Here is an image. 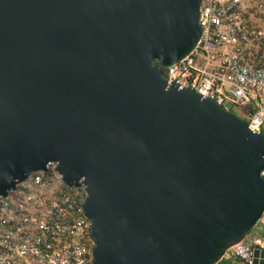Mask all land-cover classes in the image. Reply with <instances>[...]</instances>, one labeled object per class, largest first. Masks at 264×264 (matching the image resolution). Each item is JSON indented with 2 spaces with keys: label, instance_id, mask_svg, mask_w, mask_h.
Listing matches in <instances>:
<instances>
[{
  "label": "water",
  "instance_id": "1",
  "mask_svg": "<svg viewBox=\"0 0 264 264\" xmlns=\"http://www.w3.org/2000/svg\"><path fill=\"white\" fill-rule=\"evenodd\" d=\"M202 1L0 0V198L55 163L92 264H217L264 215V134L162 71Z\"/></svg>",
  "mask_w": 264,
  "mask_h": 264
},
{
  "label": "built area",
  "instance_id": "2",
  "mask_svg": "<svg viewBox=\"0 0 264 264\" xmlns=\"http://www.w3.org/2000/svg\"><path fill=\"white\" fill-rule=\"evenodd\" d=\"M196 47L164 67L169 84L196 90L226 109L243 111L264 134V0H203ZM87 191L68 185L55 163L0 198V264H92ZM264 227V215L259 224ZM264 233L231 246L225 264H255ZM264 263V255L257 257Z\"/></svg>",
  "mask_w": 264,
  "mask_h": 264
},
{
  "label": "crops",
  "instance_id": "3",
  "mask_svg": "<svg viewBox=\"0 0 264 264\" xmlns=\"http://www.w3.org/2000/svg\"><path fill=\"white\" fill-rule=\"evenodd\" d=\"M258 227H256V229H254V231L252 232V235H259V234H263L264 233V227L262 225H257ZM224 262V261H222ZM225 263V262H224Z\"/></svg>",
  "mask_w": 264,
  "mask_h": 264
},
{
  "label": "rangeland",
  "instance_id": "4",
  "mask_svg": "<svg viewBox=\"0 0 264 264\" xmlns=\"http://www.w3.org/2000/svg\"><path fill=\"white\" fill-rule=\"evenodd\" d=\"M232 112H234L236 115H238L240 118L244 119V116H243V111L238 108V107H235L234 109H232ZM258 227V226H256ZM256 227L254 229H256ZM253 229V231H254Z\"/></svg>",
  "mask_w": 264,
  "mask_h": 264
},
{
  "label": "trees",
  "instance_id": "5",
  "mask_svg": "<svg viewBox=\"0 0 264 264\" xmlns=\"http://www.w3.org/2000/svg\"><path fill=\"white\" fill-rule=\"evenodd\" d=\"M156 63H157V61H156ZM162 71H163V74L165 75V74H166V70H165L164 67H163ZM252 232H253V231H252ZM217 264H225V263L222 262V260H220Z\"/></svg>",
  "mask_w": 264,
  "mask_h": 264
}]
</instances>
